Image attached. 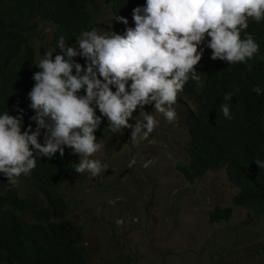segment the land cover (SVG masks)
<instances>
[{
	"label": "clouds",
	"instance_id": "obj_1",
	"mask_svg": "<svg viewBox=\"0 0 264 264\" xmlns=\"http://www.w3.org/2000/svg\"><path fill=\"white\" fill-rule=\"evenodd\" d=\"M94 1L95 6L90 8L93 15L92 28L81 33L79 36L81 38L76 41L78 47L67 46L66 43L72 45L75 42H66L61 38L57 43L59 53L54 58L53 52H46L42 59H38L40 61L36 67L39 71L33 73L32 79L35 84L28 93L30 108L35 113L29 120L35 122V128L33 129L31 123L24 127V110L21 108H16L15 116L10 115L8 111L0 115V173L7 177L5 179L8 184L15 185L19 196L22 195L18 193L17 182L27 183L32 187V192L41 199L37 200L26 192L22 197L41 201L39 190L18 177L21 174L26 176L35 169L38 158L51 159L57 152L63 156L66 147L71 149L72 152L67 150L77 159L75 168L77 173L87 171L95 177L108 171L114 181L119 178L120 186L126 182L125 187L130 188V191L132 185L142 182L145 175L151 180V188L154 189L152 208L156 209L161 206L163 190L171 188L164 182L163 172L158 168L159 163H165L168 172L164 175H173L176 180L181 179V183L188 186L185 193L195 192V188L190 185L196 184L199 187L198 192L205 197L204 218L200 223H189V232L202 230V234H206L207 230L211 231L213 238L207 239V242L211 247L215 246L214 256L222 258V264H225L226 257L234 254V250L254 257V264H264L262 250L264 226L260 228L252 226L244 217V213H249L253 218H264V213L254 212L234 202L238 189L226 178L223 166L208 168L188 180L181 168L182 164H187V154L185 162L176 161L173 159L175 154H167L168 150L175 153L170 143L157 141L156 143L162 147L156 143L155 145H152V142L148 143L147 138L157 127L158 122L154 115L143 110L146 105H154L155 111L163 114L168 122L177 120L173 105L182 103L181 92L190 78L200 80L196 66L201 62L206 37L210 38L206 47L212 50L213 60L219 59L235 64L252 59L259 51V45L255 42L254 36L245 30L249 27V18L257 23L264 20V0H146L143 6H137L132 11L135 27H127L122 35L113 31L106 34L111 29L102 34L94 28L96 4H106L108 8L110 6L108 0ZM110 10L109 8L108 21L111 28ZM35 19L41 28L35 25L32 32L36 34L29 36V43L30 39L39 33L44 34L45 27L50 26L53 29L52 25ZM113 19L125 25L128 23L127 19L121 16H115ZM49 37L51 38L50 34ZM50 40L44 41L40 38L44 46ZM76 57L83 58L85 63L82 65L77 62L74 59ZM253 91L260 95L262 89L255 86ZM186 98L190 102L187 108H191V101ZM230 99L231 94L224 96L225 101ZM138 109L139 113H143V119L135 120L134 124L129 123V120H133V113ZM185 109L181 118L184 144L187 140L183 121ZM221 110L225 118L231 119L228 104L221 105ZM98 112L100 115H97ZM103 118H107L108 124L101 125ZM109 124L113 132H122L123 129L130 128L133 141L143 144L146 142L147 155L142 158L137 155L135 157L125 148L116 156V161L102 163L96 159L95 154L105 145L97 142L95 133L98 129L105 130L104 127ZM41 136L43 143L39 139ZM159 152L164 153V157H157ZM126 153L130 158L121 160V156ZM76 155L80 157L79 162ZM146 156L149 157L148 160H144ZM114 158L113 155L112 159ZM151 163L154 166L150 170L128 171V168L138 164H145L147 167ZM255 163L258 167H264V161L256 160ZM213 171L223 172L227 187L224 196H219L216 190L213 191L206 184L207 176ZM75 172L70 173L67 178ZM61 180L57 193L63 200L59 193V187L63 182ZM64 203L65 217L72 225L80 228V243L84 248L83 228L71 222L68 218V204L66 201ZM134 203L131 197L128 207L118 212H132ZM134 208L137 209L136 212L139 211L136 206ZM146 208L149 209L148 206ZM169 215L172 214H165V221L170 223L169 228L164 229H168L171 234H180L182 229L177 222H170ZM29 218L28 221L35 222L31 216ZM233 220L238 224L237 229L221 231V227ZM157 230L160 231L159 227ZM238 230L245 232L247 236L233 237ZM149 239L152 240L150 249L157 254L155 262L167 263L168 257L174 254L172 251L174 248L164 244L162 238H157L158 243L152 236ZM222 239L229 240L230 245L220 250L219 241ZM252 244L255 245L254 250L251 248Z\"/></svg>",
	"mask_w": 264,
	"mask_h": 264
},
{
	"label": "trees",
	"instance_id": "obj_2",
	"mask_svg": "<svg viewBox=\"0 0 264 264\" xmlns=\"http://www.w3.org/2000/svg\"><path fill=\"white\" fill-rule=\"evenodd\" d=\"M105 1V0H103ZM111 9V31L124 34L134 28L132 11L146 0H108ZM94 0H0V115L23 112V125L29 123L34 110L30 108L28 93L35 84L33 73L39 71L28 41L36 33L32 29L38 18L52 25L51 40L76 42L83 31L91 30ZM121 16L127 25L113 19ZM251 33L259 51L244 63L229 64L211 59L206 47L196 66L199 81L191 78L181 92L191 101L185 109L187 131V164L181 168L189 180L208 168L224 167L226 178L237 187L236 204L264 213V20L257 23L249 18ZM242 33V38H243ZM251 65V67H249ZM262 89L257 95L253 88ZM226 94L231 99L224 100ZM228 104L231 119L225 118L221 105ZM97 115H100L98 112ZM102 124H108L103 118ZM40 142L43 143L41 136ZM77 159L65 147L51 159H37V166L20 179L39 190L42 200L32 201L17 194L15 185L8 184L0 192V262L10 259L16 264H87L80 243V228L65 217L66 205L57 193L59 181L75 172ZM7 179L0 173V179ZM31 216L35 222L28 221ZM264 252V243L262 245Z\"/></svg>",
	"mask_w": 264,
	"mask_h": 264
},
{
	"label": "rangeland",
	"instance_id": "obj_3",
	"mask_svg": "<svg viewBox=\"0 0 264 264\" xmlns=\"http://www.w3.org/2000/svg\"><path fill=\"white\" fill-rule=\"evenodd\" d=\"M109 8L106 4H96L95 27L102 34L109 31ZM52 28L45 27L44 34L37 35L30 39L31 48L36 59H42L46 52H53V58L59 53L57 43L60 39H56V47L41 44L40 38L44 41H49V34ZM81 38V37H80ZM79 38V39H80ZM67 46L78 47L75 43H66ZM202 47V46H201ZM77 62L82 65L85 63L81 57H76ZM114 90V89H113ZM182 103H176L173 107L177 113V120L168 122L163 114L155 111L154 105L144 106V111L154 115L158 124L154 131L149 134L148 143L152 145L158 141L160 143H170V147L175 151L168 150L167 154L172 155L176 161L185 162L186 148L184 144V135L181 133L183 124L181 121L183 109L189 107L190 102L181 94ZM98 111V109H97ZM139 109L133 113V120L129 123L134 124L135 120H142L143 113H139ZM105 130L98 129L95 133L97 142L105 145V147L95 154V158L101 160L102 163L116 161V156L123 149H127L132 154L139 156L147 155L145 148L146 142L139 143L131 139V129L125 128L122 132H113L110 124L104 127ZM178 132V134H175ZM138 140H140L138 138ZM146 140V139H145ZM162 147V145L157 144ZM70 152L71 149L67 148ZM155 152V150H154ZM115 156L112 159V156ZM78 162L80 157L76 155ZM159 158L164 157V153H157ZM130 157L128 153L121 156V160H127ZM146 156L144 160H148ZM138 164L128 168L129 172L137 170H150L154 165L151 163L147 167ZM158 168L163 172L164 182L171 188L163 190L161 206L156 209L152 208L154 204V189L151 188V180L143 175L142 182L132 185V190L125 187L124 182L121 186L118 183L119 178L115 181L111 179V174L108 171L102 172L100 175L93 177L89 172L77 173L65 178L59 187V193L63 196V200L68 204V218L72 223L80 225L82 230V242L86 253L87 264H222V258H217L215 254V246H210L207 239L213 238L212 232L202 234L199 232H189L188 224L191 222L200 223L204 218L203 203L205 197L198 192L196 184L190 185L195 188V192L185 193L186 185L181 183V179L171 176H166L168 166L165 163H159ZM108 173V174H107ZM175 178V183H174ZM18 193L22 196L31 194L33 198L40 200L32 192V187L27 183H18ZM16 184V185H17ZM206 184L213 191L216 190L219 196H224L227 189L225 185L224 175L222 171H213L207 176ZM8 185L6 179H0V192ZM26 192V193H25ZM132 193V194H131ZM134 200L133 211L127 213L118 210L127 208L130 202V196ZM127 197V199H126ZM168 205L170 207L168 208ZM149 207V209L146 208ZM159 210V211H158ZM161 211V212H160ZM159 212V213H158ZM169 215L170 222H177L182 229L180 234L170 233L164 227L169 228V221H165V214ZM244 217L248 224H252L257 228L264 226V218H253L249 213H244ZM30 219V218H28ZM122 221V222H121ZM237 222L233 220L229 224L221 227L223 230L234 231L237 229ZM159 227V230H157ZM184 227V228H182ZM246 237V233L238 230L235 236ZM152 236L158 243L157 238H162L164 244L169 248H174L173 256L168 257V262H155L157 254L150 249ZM230 245L229 240L222 239L219 241V248ZM172 246V247H171ZM237 246V245H236ZM234 246V247H236ZM251 248L254 250L255 245ZM211 256V257H210ZM225 264H254V257L244 255L234 250V254H230L225 258ZM0 264H15L10 259H4Z\"/></svg>",
	"mask_w": 264,
	"mask_h": 264
}]
</instances>
